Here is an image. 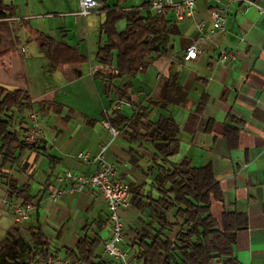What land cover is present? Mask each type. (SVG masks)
Returning <instances> with one entry per match:
<instances>
[{
  "label": "crops",
  "instance_id": "obj_1",
  "mask_svg": "<svg viewBox=\"0 0 264 264\" xmlns=\"http://www.w3.org/2000/svg\"><path fill=\"white\" fill-rule=\"evenodd\" d=\"M252 1L264 7V0ZM115 3L116 0H113L112 4ZM125 3L121 4L120 8L123 7L122 9L126 11L138 6L124 8ZM4 5L12 6L11 19L16 21L17 25L25 21L32 27L27 20L15 16V4L12 1L7 3L1 1L0 7ZM76 5L77 10L72 15L82 16L77 14L78 2ZM214 6L212 2L200 0L192 18L175 21L172 16H165L169 25L176 27L178 35L169 36L167 56L153 57L148 69L139 72L144 75L143 80L152 75L151 82L146 83L141 80L139 86L132 87L130 80L132 76L113 81L117 87L127 84L130 98L128 102L126 101L127 105L115 108V102L119 99L111 95L106 97L101 80L96 79L94 74V80L100 82L102 95L108 102L110 100L113 102L112 107L109 106L101 119H94L84 114L79 123L74 122L75 117H78L74 110L49 98L46 90L34 97L24 87L14 88L28 93L33 105L38 99L43 98L41 104L48 113L46 112L47 116L42 123L41 138L48 154L59 160V164L51 171L49 159L26 152L16 166L12 168L4 166L3 171L9 173L19 186H28L27 194L32 198L30 204L33 205L34 210L25 225L27 228L36 224L41 227L50 242L51 252L56 257L73 261L74 259L67 257L66 250H73L85 233L93 236L100 229V237L108 216L106 205L98 193L88 189L70 193L69 189L72 185L69 182L62 184L55 182L56 175L64 171L86 176L95 172L92 163L86 164L77 158L79 152H88L91 156H95L102 147H107L104 157L117 167L119 177L129 181V184L140 186L141 194L150 191L146 189L147 185H143L152 182L150 176L146 175V177L142 174L138 178L135 177L137 174L135 172L141 170L144 158L151 160L154 153L151 144L130 142L125 133V124L116 126L120 131L117 138L131 145L123 142L115 143L117 138L111 141V135L106 128L109 119L115 117L114 110H119L125 117L130 118L134 111L144 107L149 112L148 121L154 123L161 117L172 118L178 127L177 153L168 158L170 163L178 164L187 159L194 167L211 166L213 176L223 195V203H212V215L219 219L223 210H226L246 216L247 227L238 231L234 246L237 260L241 264H264V16L260 15L255 7L246 10V5L243 3L233 4L225 18L224 32H217L208 41H200L195 31V23L201 20L207 21L208 11ZM103 22L104 20L99 24V36L101 40L103 39L100 46L105 41L100 35V26ZM21 30L40 46L41 41L38 37L29 35L25 29ZM2 43L3 39L0 47ZM190 44H196L203 52L195 60L184 61V49ZM221 48L231 51L234 59L220 62ZM19 51L26 53L23 47H19ZM12 53L0 58V76L1 73L5 74L7 70L12 69L14 65L10 57ZM5 61H8V66L5 65ZM96 62L98 64L97 60ZM49 65L52 69H61L63 66L52 67L51 62ZM79 66H73L70 71L64 72L68 81L82 76ZM97 72L105 77L110 75L107 69ZM139 73L133 77H137ZM170 83H175L180 90L169 87ZM203 96L205 103L199 112L197 108ZM149 101H166V105L154 107ZM51 104L60 105L62 108L57 111ZM124 106L131 109L129 114L123 111ZM154 111L156 117L150 119ZM225 126L235 127L237 137L224 136ZM18 129L20 130V126L16 127V130ZM20 135L24 136L22 132ZM22 165L31 168L34 175L32 180L26 175V171L20 169ZM152 165L153 163L146 167ZM58 187L65 192L57 202H52L49 191ZM31 191L33 194L29 193ZM151 192L156 196L153 189ZM7 200L10 199L6 195V188L0 182V209L7 208ZM122 218L125 223L123 238L130 246L136 231L142 228L149 230L147 225L140 224L139 212L132 207L122 212ZM85 227L86 230L83 231ZM152 227H155V224H152ZM100 247L102 248L101 244Z\"/></svg>",
  "mask_w": 264,
  "mask_h": 264
},
{
  "label": "trees",
  "instance_id": "obj_2",
  "mask_svg": "<svg viewBox=\"0 0 264 264\" xmlns=\"http://www.w3.org/2000/svg\"><path fill=\"white\" fill-rule=\"evenodd\" d=\"M105 12L104 22L100 26V35L105 41L96 52V60L103 67H111L113 74L109 77L95 73L100 79L106 97L110 95L119 100L129 101L128 86L117 87L114 80L125 76H135L148 67L153 57L161 58L168 54V38L178 35L175 26L169 25L164 15L152 16L148 10L149 1L143 2L139 9L128 11L120 8L127 0H116L111 7L108 0H99ZM101 10V11H102ZM140 11L143 13L141 14ZM12 6L0 7V58L16 50L20 43L21 29L41 41L40 47L45 49L52 67L58 65L79 66L86 57L74 48L57 42L30 27L25 21L12 20ZM125 19L123 30L116 28V23ZM175 90H180L175 83H170ZM179 101H177L178 103ZM109 106L113 102L110 100ZM149 103L154 107H164L165 102ZM205 96L201 98L197 111H201ZM33 102L28 93L21 89L9 90L0 85V182L6 188L7 197L22 205L31 203L28 196V186H19L17 181L7 172L4 166L14 167L24 153H35L49 159L51 171L59 164L48 154L46 145L41 141L27 143L20 132L23 120L17 115L33 111ZM57 111L62 106L51 104ZM114 118L109 124L116 126L125 124V133L132 143H150L153 147L152 166L147 172L152 178V189L141 194V187L130 184L131 207L144 209L148 212V229L136 231L131 242L140 264H241L234 255V246L238 231L247 227L244 214L226 211L216 219L211 213L213 202L223 203V195L218 182L215 180L210 165L194 167L184 159L178 164L168 161L177 153L178 127L172 118L161 117L157 122L148 121L147 108L140 107L130 118L125 117L119 110H114ZM20 126V130L16 127ZM206 130L209 129L206 127ZM237 137V129L224 127V136ZM172 214L173 220L169 219ZM155 224V227H152ZM177 232L173 239L167 234ZM86 227L83 228V231ZM99 231L93 236L84 234L76 243L74 249L66 250V255L74 259L73 264H110L97 250L101 240ZM50 242L41 227L36 224L27 228L26 237L15 236L7 232L0 241V264H47L52 256Z\"/></svg>",
  "mask_w": 264,
  "mask_h": 264
},
{
  "label": "rangeland",
  "instance_id": "obj_3",
  "mask_svg": "<svg viewBox=\"0 0 264 264\" xmlns=\"http://www.w3.org/2000/svg\"><path fill=\"white\" fill-rule=\"evenodd\" d=\"M1 1H6V3L12 1L15 4V16L19 19L27 20L34 29L54 38L55 41L72 46V48H75L80 54L86 57V61L79 66L82 76L79 79L68 81L64 72L70 71L73 66L63 65L61 69H52L49 65L50 62L46 51L26 36V33L21 30V43L16 48V51L10 54L14 65H12V69L7 70V73H1L0 84L11 89L24 87L29 90L34 97H37L36 95L40 94L41 91L46 90L47 94H49V98L69 106L74 110L75 114L78 116L75 117L74 122L79 123L84 114L94 119H101L102 114L108 111L109 104L107 99L102 95L100 82L94 80V74L98 70L103 71L106 69L100 64H97L95 60L97 49L103 43V39L101 40L99 36V24L105 19V12L102 10L98 14H92L87 17L73 16L72 13L77 10L76 4L78 0H0V2ZM144 1L148 0H127L123 6L124 8H129L130 6L138 5L133 7L138 9L139 4ZM112 3L113 0L107 2L111 7L113 6ZM124 27V19L116 23L117 29H123ZM19 47H23L26 53H20ZM4 63L8 66V61ZM112 74L113 72L110 75ZM143 76L142 73H139L137 77H131L132 87L139 86V81L144 79ZM151 79L152 75H150V77L147 76L143 81L150 83ZM42 99L43 98H40L36 101L33 111L23 115H17L19 120L22 118L23 128L27 131L23 137L25 138L27 136V133L32 128V123L36 122L38 124L39 135L34 141L41 142L43 140V138H41L42 123L48 111L42 106ZM123 111L129 114L131 109L124 106ZM155 117L156 112L154 111L150 115V119H154ZM115 141V143L123 142L127 145H131L121 138H117ZM131 159L132 158H130V160ZM142 162L140 167L142 171L135 172L137 173L135 177L138 176L139 178L142 174L145 176L149 175L151 178L150 180H152L153 176L146 171L148 168L146 166L152 164L151 160L148 161L144 158ZM20 169L26 171V175L32 180L34 175L31 168L22 165ZM151 183L152 182L144 183L143 185H147L146 189L152 191ZM29 193L33 194V191ZM6 203L7 208L5 210L0 209V241L7 232H11L15 236L26 237L27 226L25 224L28 220L17 222L12 210L14 202L7 200ZM138 212L140 224L143 226L147 225L148 212L142 208L138 209ZM172 214L173 213L169 215L171 221L173 220ZM176 232L177 229L174 228L172 233L167 234V236L173 239ZM97 253L100 255L101 247L98 248Z\"/></svg>",
  "mask_w": 264,
  "mask_h": 264
},
{
  "label": "built area",
  "instance_id": "obj_4",
  "mask_svg": "<svg viewBox=\"0 0 264 264\" xmlns=\"http://www.w3.org/2000/svg\"><path fill=\"white\" fill-rule=\"evenodd\" d=\"M200 0H150L148 10L152 16L164 15L172 16L175 21H183L192 18L196 12L197 4ZM212 2L215 6L208 11L207 21H197L195 31L198 33L200 41L210 40L217 32H224L225 18L233 4L243 3L246 10L255 7L258 13L264 16V7L256 5L252 0H206ZM223 4V6H220ZM102 3L99 0H78V15L87 16L91 13H98L102 10ZM202 49L196 44H190L184 49L183 60H195ZM231 51L221 48L219 50V61L224 63L233 60ZM109 74L113 72L110 67H106ZM128 103L123 100L115 102V108H120ZM106 128L111 135V141L120 134L119 130L112 127L109 123ZM39 135L38 124L32 123V128L27 133L25 140L27 143H33ZM107 147H102L100 152L91 156L88 152H80L77 158L83 163H92L95 166V172L91 175L75 174L70 171H64L55 177V182L62 184L69 182L72 187L70 193L82 192L85 189L98 193L106 205L108 216L102 229L101 238V256L108 260L110 264H139L135 252L129 244H126L123 238L125 223L122 218V212L131 207L130 184L118 175L117 167L107 161L104 153ZM126 166V165H125ZM61 187L51 188L49 197L52 202H57L64 194ZM12 210L17 222H24L29 219L30 213L34 210L33 205H22L21 202H14ZM47 264H73V261L66 258L56 257L54 254L48 257Z\"/></svg>",
  "mask_w": 264,
  "mask_h": 264
}]
</instances>
